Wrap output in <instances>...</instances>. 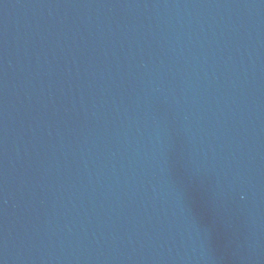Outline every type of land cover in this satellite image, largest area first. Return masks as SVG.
I'll return each instance as SVG.
<instances>
[{
	"label": "water",
	"instance_id": "obj_1",
	"mask_svg": "<svg viewBox=\"0 0 264 264\" xmlns=\"http://www.w3.org/2000/svg\"><path fill=\"white\" fill-rule=\"evenodd\" d=\"M0 264H264V0H0Z\"/></svg>",
	"mask_w": 264,
	"mask_h": 264
}]
</instances>
